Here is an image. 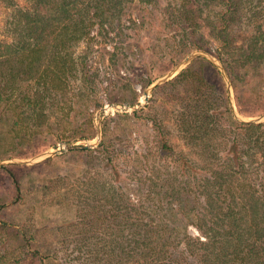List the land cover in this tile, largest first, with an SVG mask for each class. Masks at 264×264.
I'll use <instances>...</instances> for the list:
<instances>
[{"label": "trees", "instance_id": "obj_1", "mask_svg": "<svg viewBox=\"0 0 264 264\" xmlns=\"http://www.w3.org/2000/svg\"><path fill=\"white\" fill-rule=\"evenodd\" d=\"M131 1L29 0L21 7L15 0H4L12 8L6 27L9 41L0 39V124L6 123L5 133L13 135L14 127L21 124L54 126V121L75 118V109L91 120L89 110L100 105L92 103L94 70L86 62L76 65L72 48L90 34L91 17L100 8L120 10ZM182 1L198 11L195 14L192 8L181 17L176 26L182 30L190 28L194 33L204 17L217 15L209 27H200L199 39L186 35L191 47L203 48L210 38L216 56L232 75L241 68L257 70L264 48V0ZM154 3L142 0L141 7L151 8ZM239 8H251V17L257 19L251 34L235 45L229 15ZM119 24L118 20L111 29ZM105 29L109 36L112 32ZM195 64L155 87L153 93L176 91L178 130L186 145L201 150L193 152L195 159H191L174 151L161 133L151 139L131 137L136 145L130 157L135 165L146 168L141 175L138 166L132 165L136 172L132 177L142 190L137 202L115 184L120 175L114 165L108 171L103 166L97 170L87 188L97 182V191L107 189L108 194L93 199L96 231L82 237L102 244L87 249L94 264H264V169L253 167L264 166V122H236L224 91L207 82L204 59ZM118 117L120 122L138 119L140 114ZM153 125L157 129L159 124ZM127 135L119 140L128 141ZM14 148L12 144L5 151ZM190 224L202 238L188 233ZM8 228L0 222L1 232ZM14 233L26 241L20 229ZM6 256L7 252L0 255V263Z\"/></svg>", "mask_w": 264, "mask_h": 264}, {"label": "rangeland", "instance_id": "obj_2", "mask_svg": "<svg viewBox=\"0 0 264 264\" xmlns=\"http://www.w3.org/2000/svg\"><path fill=\"white\" fill-rule=\"evenodd\" d=\"M152 1L155 3L151 8L141 7L142 0L126 3L120 10L100 8V12L91 17L90 34L74 44L72 54L76 65L86 62L94 70L91 85L95 101L92 103L100 102V105L89 110L90 121L75 109L72 112L76 114L75 118L69 117L64 122L52 118L54 126L48 123H29L30 127L21 124L14 127L11 136L5 133L6 123L0 124V130H4V134H0V160L31 159L61 150L44 159L35 158L29 163L0 167V222L9 225L8 230L0 231V255L7 252L0 264H94L87 249H98L102 244L93 237L84 240L82 237L93 236L96 231L97 211L93 207V199H98L100 194H108V185L104 186L106 191L103 189L101 192L97 191V182L93 183L96 185L94 188H87V183L96 176L97 170L103 166L108 171L109 166L114 165L120 175L115 184L120 185L133 202H137L142 190L132 177L136 172L130 155L136 142L131 137L151 139L161 133L174 151L191 159H195L193 152L201 150L186 145L178 130L176 114L180 108L176 91L161 89L154 94V87L148 93L147 103L136 111L140 118L119 122L118 115H131V107L144 102V89L151 82L171 71L192 51L204 50L216 56L210 38L206 37L208 41L203 48H196L187 43L186 35L199 39L203 32L200 27H209V22L215 20L217 15L204 17L197 30L191 33L190 28L182 30L181 25L176 24L192 8L198 14L193 5H182V0ZM15 2L21 7L29 4V0ZM11 12L12 8L0 0V39L7 41L6 27ZM229 18L234 44L241 45L256 26L254 21L257 18L251 17V8H239ZM118 20L120 24L117 28L111 29L114 27L111 25H116ZM105 28L112 32L109 36ZM262 51V61L256 71L246 72L241 68L234 76L221 61L231 81L235 110L246 118L264 114V48ZM200 58H194L189 64L194 61L198 66L203 59ZM210 64L204 59V76L208 83L224 91L228 105L224 79ZM73 84L76 86L75 82ZM178 94L183 93L178 91ZM262 122L264 117L255 123ZM153 124L160 126L157 125L156 129ZM99 128L101 136L98 139ZM127 133L128 141L121 142L120 137ZM88 143L95 144L85 150L65 149V144ZM122 143L124 146H121ZM12 144L14 150L5 151ZM108 159H112V162ZM135 166H138L136 171L143 175L145 167ZM253 167L264 169V166ZM9 171L16 180L18 193ZM105 179H108L106 173ZM15 228L25 234L24 243L15 236ZM187 231L192 236L202 238L191 224L187 226Z\"/></svg>", "mask_w": 264, "mask_h": 264}, {"label": "water", "instance_id": "obj_3", "mask_svg": "<svg viewBox=\"0 0 264 264\" xmlns=\"http://www.w3.org/2000/svg\"><path fill=\"white\" fill-rule=\"evenodd\" d=\"M196 57H201L203 59H205L206 61H208L209 63H211L213 66H215V68L219 71V73L221 74V76L224 79L226 88H227V94H228V106L230 109V112L233 116V118L238 121V122H242V123H255L257 122L260 118L264 117V114L261 116H256V117H250V118H246L241 116L239 113L236 112L235 110V105H234V100H233V93H232V85H231V81L230 78L227 74V71L225 70V67L223 65V63L221 62L220 59H218L216 56H213L212 54L204 51V50H194L192 51L185 59H183L179 64H177L171 71L167 72L166 74H164L163 76H161L160 78H158L157 80L151 82L145 89H144V102L143 103H139L136 106L131 107V110L133 112H136L137 110H139L141 107H143L147 101H148V93L157 85H160L164 82H166L168 79H170L174 74L177 73V71L182 68L187 66L194 58ZM114 107H117L116 105H114ZM123 109H127V108H123ZM101 136V128H99L98 130V139ZM95 143H88V144H65V149L66 150H85L91 146H93ZM57 151H61L60 149L53 151V152H47L41 155H38L34 158L31 159H23V158H6V159H2L0 160V167H3L5 164H18V163H29L31 162L33 159L35 158H40V159H44L46 157H48L51 154H54Z\"/></svg>", "mask_w": 264, "mask_h": 264}]
</instances>
